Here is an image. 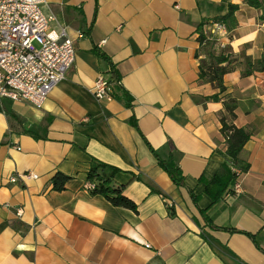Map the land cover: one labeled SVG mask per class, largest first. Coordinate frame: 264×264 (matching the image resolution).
Returning <instances> with one entry per match:
<instances>
[{
    "label": "crops",
    "instance_id": "crops-1",
    "mask_svg": "<svg viewBox=\"0 0 264 264\" xmlns=\"http://www.w3.org/2000/svg\"><path fill=\"white\" fill-rule=\"evenodd\" d=\"M230 4L236 25L208 40L228 58L215 100L216 82L200 78L199 29ZM43 10L76 59L42 108L0 98V264H264V71H249L264 53L263 10L247 0H47ZM100 74L114 82L111 100L91 92ZM223 115L251 133L249 169L213 204L200 177L227 160ZM95 160L120 169L104 173L136 211L86 188ZM20 172L38 177L11 182ZM58 172L70 177L62 190Z\"/></svg>",
    "mask_w": 264,
    "mask_h": 264
},
{
    "label": "built area",
    "instance_id": "built-area-1",
    "mask_svg": "<svg viewBox=\"0 0 264 264\" xmlns=\"http://www.w3.org/2000/svg\"><path fill=\"white\" fill-rule=\"evenodd\" d=\"M46 3L47 0H0V98L24 100L42 108L53 88L74 66L75 41L65 27L52 28L53 18L43 10ZM202 29L207 40H216L226 26L209 21ZM91 92L98 101L111 100L115 95L114 82L100 74ZM233 171L236 179L242 174L235 167ZM37 177L33 172H20L10 181L18 183ZM94 187L93 182L86 185L90 191ZM238 188L240 184L235 183ZM22 212L18 209L17 215Z\"/></svg>",
    "mask_w": 264,
    "mask_h": 264
},
{
    "label": "trees",
    "instance_id": "trees-1",
    "mask_svg": "<svg viewBox=\"0 0 264 264\" xmlns=\"http://www.w3.org/2000/svg\"><path fill=\"white\" fill-rule=\"evenodd\" d=\"M247 2L256 8L263 10L261 19L264 21V0H247ZM237 6L230 4L229 11L225 15L218 16L214 21L224 23L229 29L236 25L235 11ZM203 26L200 27V42L205 46L206 61L201 62V72L200 78L203 80L209 79L216 82L217 87L220 89L218 94L213 95L211 98L218 100L219 95L225 91L226 87L223 83V76L227 72L228 67L221 66V64L228 60L224 55H216L214 50V43L206 39V35L203 33ZM254 69L264 71V53L262 60L258 64H251L249 71ZM234 102V101H233ZM227 112L231 117H234V105L227 106ZM222 128L221 131L225 137L227 143L226 157L227 160L223 163L220 171L213 176H207L203 174L200 177V181L205 184V192L212 198V203L216 204L222 200L225 195L230 194L232 189L230 184L234 178H236V173L233 171L232 167L239 168L241 171H247L249 169V163L241 159V154L245 147V144L251 137V133L242 127L236 126L232 122H228L226 116L221 117ZM153 152L157 158L159 165L169 174L171 179L175 184L180 186H186L185 176L181 168L177 165L172 157L169 159H163L159 154L153 149ZM110 169L113 175L116 174L120 169L107 164L103 161L95 160L89 171L88 180L95 184V187L91 192L93 194H101L105 196L109 201H111L116 206H123L126 208L137 210V205L131 199L123 194L124 186H116L113 183L112 176H106L105 170ZM69 176L58 172L53 176L54 188L57 190H62L65 187V183L69 180ZM191 195L196 200V195L194 191L190 189ZM208 219V217H207Z\"/></svg>",
    "mask_w": 264,
    "mask_h": 264
}]
</instances>
